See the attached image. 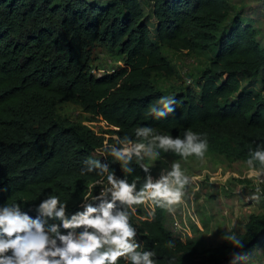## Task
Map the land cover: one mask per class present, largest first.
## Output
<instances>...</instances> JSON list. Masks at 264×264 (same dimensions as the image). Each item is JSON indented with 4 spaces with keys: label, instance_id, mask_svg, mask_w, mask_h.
Segmentation results:
<instances>
[{
    "label": "trees",
    "instance_id": "1",
    "mask_svg": "<svg viewBox=\"0 0 264 264\" xmlns=\"http://www.w3.org/2000/svg\"><path fill=\"white\" fill-rule=\"evenodd\" d=\"M143 1L156 21L154 38L142 21L141 0H0V207L19 204L35 218L36 205L51 194L67 204L68 214L77 211L85 196L97 194H90L96 181L107 182L106 175L82 172L83 162L101 159L123 178L120 164L98 152L105 143L119 147L117 137L136 142L134 130L140 126L181 138L191 129L207 140V152L231 163L247 164L252 151L264 148V94L248 83L241 87L246 78L264 91V47L253 24L230 17L228 0ZM97 44L117 49L123 64L94 74L89 64ZM162 47L213 56L196 89L171 96L175 111L156 118L149 109L166 95L153 76L172 73ZM60 101L81 106L108 132L60 118L54 108ZM169 156L178 157L160 150L157 160L145 163L152 171ZM130 166L135 171L128 180L139 188L145 173L135 158ZM254 168L264 166L255 162ZM136 208L131 223L142 250L155 252V264H242L240 259L264 247V208L237 232L242 247L222 238L199 250L166 227V208L153 205L152 222L144 219L142 205ZM170 240L174 248L168 247ZM118 264L130 262L121 258Z\"/></svg>",
    "mask_w": 264,
    "mask_h": 264
},
{
    "label": "clouds",
    "instance_id": "2",
    "mask_svg": "<svg viewBox=\"0 0 264 264\" xmlns=\"http://www.w3.org/2000/svg\"><path fill=\"white\" fill-rule=\"evenodd\" d=\"M175 104L173 97L162 96L150 107L149 114L164 118L175 111ZM134 131L136 142L126 135L116 138L119 147L105 143L99 150L102 157L110 155L120 164L122 172L127 174L123 178L110 171V164L101 159L89 158L83 162L82 172L106 175L107 185L103 180L96 181L93 188L99 186L100 191L85 196L77 211L68 214L67 204L61 203L58 195L51 194L36 205L35 218L19 204L0 207V264H118L121 258L130 264H155V252L142 250L137 228L130 217L140 205L173 211L183 203L186 186L192 183V178L176 162L162 169L158 178H153L151 166L145 159L154 162L160 157V150L182 158L202 159L208 143L191 129L184 132L183 138L161 134L151 126H140ZM134 158L145 173L144 183L139 188L136 180H128V175L135 171L130 166ZM255 162L264 166V148L257 147L251 152L247 160L250 169H254ZM254 176L258 183L251 199L259 200L264 168L255 171ZM144 219L152 222L154 211ZM224 238L236 248L243 246L234 232ZM167 244L169 248L175 247L171 240Z\"/></svg>",
    "mask_w": 264,
    "mask_h": 264
},
{
    "label": "rangeland",
    "instance_id": "3",
    "mask_svg": "<svg viewBox=\"0 0 264 264\" xmlns=\"http://www.w3.org/2000/svg\"><path fill=\"white\" fill-rule=\"evenodd\" d=\"M230 17L239 16L244 22L250 21L257 30L259 43L264 47V0H228ZM143 7L142 21L149 27L154 38L156 21L151 7L141 0ZM258 6L259 10L252 7ZM162 53L169 60L172 73L155 74L153 82L166 96H173L186 88L196 89L199 77L213 53H193L186 50H174L162 47ZM124 56L117 49L110 50L97 44L92 47L90 68L94 74L110 73L122 65ZM249 84L255 93L264 94L256 82L244 78L241 87ZM232 97L229 101L234 99ZM55 114L60 118L78 123L101 134L108 132V126L100 119L85 112L83 108L71 102H56ZM100 153V152H98ZM172 162L180 163L186 175L192 178V183L186 186L183 203L175 206L173 211H166L164 224L183 241L191 239L198 250L211 247L228 233L242 231L251 214L264 208V183L259 187V200H252L251 194L257 187L254 173L259 169H250L241 161L231 163L218 152H207L204 157L190 156L187 158L166 157L152 165L151 175L158 178L162 169H168ZM252 178H249V177ZM107 185V182H104ZM100 187H90V194L99 192ZM145 213L152 206L142 205ZM138 242L139 239H137ZM255 255L240 259L242 264H264V247ZM199 257L202 255L197 252ZM197 257V256H196ZM198 258V257H197ZM201 258V257H200Z\"/></svg>",
    "mask_w": 264,
    "mask_h": 264
},
{
    "label": "built area",
    "instance_id": "4",
    "mask_svg": "<svg viewBox=\"0 0 264 264\" xmlns=\"http://www.w3.org/2000/svg\"><path fill=\"white\" fill-rule=\"evenodd\" d=\"M102 74H97V76H101Z\"/></svg>",
    "mask_w": 264,
    "mask_h": 264
}]
</instances>
